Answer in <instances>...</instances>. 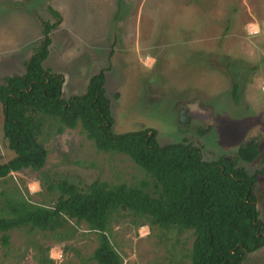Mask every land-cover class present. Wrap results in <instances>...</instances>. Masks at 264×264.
I'll use <instances>...</instances> for the list:
<instances>
[{
  "label": "rangeland",
  "instance_id": "374dc122",
  "mask_svg": "<svg viewBox=\"0 0 264 264\" xmlns=\"http://www.w3.org/2000/svg\"><path fill=\"white\" fill-rule=\"evenodd\" d=\"M47 6L60 23L43 63L61 74L63 99L82 94L88 79L104 70L113 133L150 128L159 144L190 142L208 161L233 155L246 140L258 142L264 154V0H0V82L23 72L40 20H52ZM232 81L240 85L239 103L230 95ZM184 107L187 119L180 122ZM1 125L0 104L4 162L14 154ZM44 146L42 175L12 172L0 180V192L17 188L32 203L51 205L58 191H48V182L81 189L95 180L150 183L127 156L98 151L79 128L51 132ZM238 165L255 174L253 191L262 201L264 161ZM256 207L264 221L260 201ZM115 219L109 238L121 264H189L187 231H149L127 211ZM72 226L57 230H67L66 239L40 229L11 230L8 246L0 244V264H49L46 257L54 264H95L89 257L96 234L83 223ZM242 264H264V246Z\"/></svg>",
  "mask_w": 264,
  "mask_h": 264
},
{
  "label": "trees",
  "instance_id": "16d2710c",
  "mask_svg": "<svg viewBox=\"0 0 264 264\" xmlns=\"http://www.w3.org/2000/svg\"><path fill=\"white\" fill-rule=\"evenodd\" d=\"M46 10L50 19L40 20V36L23 62L21 74L4 76L0 82L2 136L13 157L0 162V180L12 172H41L46 163L44 142L54 132L79 128L98 151L127 156L150 179L137 184L95 180L86 188L65 180L47 190H57L51 205L32 203L17 188L3 190L0 200V244H9L10 231L20 228L54 232L69 237L66 228L83 223L96 234L89 259L95 264H121L122 257L109 238L111 223L120 212H130L138 226L187 231L192 237L186 255L189 264H242L264 246V221L256 204L264 207L253 191L255 174H248L238 161H264L260 144L244 142L233 155L203 160L201 147L190 142L159 144L150 128L115 134L109 99L105 96L104 70L93 74L85 91L63 99V78L44 67L51 33L60 23L59 13ZM54 20V21H53ZM235 103L240 85L231 83ZM72 226L71 229H75ZM54 264L51 258L43 260Z\"/></svg>",
  "mask_w": 264,
  "mask_h": 264
},
{
  "label": "water",
  "instance_id": "95a60500",
  "mask_svg": "<svg viewBox=\"0 0 264 264\" xmlns=\"http://www.w3.org/2000/svg\"><path fill=\"white\" fill-rule=\"evenodd\" d=\"M186 109L183 108L181 111H180V114H179V120L180 122H185L186 121ZM249 141H246L245 143L247 144Z\"/></svg>",
  "mask_w": 264,
  "mask_h": 264
},
{
  "label": "flooded vegetation",
  "instance_id": "af4514ba",
  "mask_svg": "<svg viewBox=\"0 0 264 264\" xmlns=\"http://www.w3.org/2000/svg\"><path fill=\"white\" fill-rule=\"evenodd\" d=\"M184 108H185V107H184ZM182 109H183V108H181L180 111H181ZM179 113H180V112H179ZM246 141H247V140H246ZM246 141H245V142H246Z\"/></svg>",
  "mask_w": 264,
  "mask_h": 264
}]
</instances>
